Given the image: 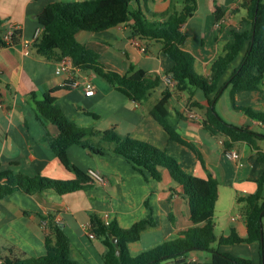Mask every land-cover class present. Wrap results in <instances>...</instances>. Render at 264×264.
Wrapping results in <instances>:
<instances>
[{
	"label": "crops",
	"instance_id": "crops-1",
	"mask_svg": "<svg viewBox=\"0 0 264 264\" xmlns=\"http://www.w3.org/2000/svg\"><path fill=\"white\" fill-rule=\"evenodd\" d=\"M53 1L56 0H0V18L7 27L15 23L22 30L21 43L0 47V85L4 89L3 104L0 105V171L12 169L17 173L42 174L58 179L76 176L63 164L46 136L47 133L58 135L57 125L50 121L43 123L30 98L32 93L42 96L49 89L59 88L56 93L58 102L77 124L99 130L116 127L122 134H130L165 148L190 173L203 177L208 176V171L213 173L220 182L219 202L224 194L234 202L239 200L240 195L258 189L257 179L264 171V162L254 155L257 150L246 141H238L230 149L238 150L240 159L226 155L221 142L223 138L212 135L204 127L203 110L189 108L188 95L176 92L173 86L167 84L165 76L173 60L163 51L161 41L132 37L128 23L101 31L81 29L77 32V38L99 51L101 61L110 68L127 71L133 63L137 68L163 74V83L142 102L131 99L94 71L79 68L76 72L79 79H83L84 75L91 77L95 84L93 95L86 94L83 84L73 85L75 77L68 72L57 73V61L38 55L33 48L36 30L42 27L38 14ZM172 3L180 5L181 2L133 0L132 5L141 4L144 7L147 4L150 9L162 12ZM240 3L241 0H198L196 12L183 25L186 31L198 38L196 49L202 55L196 59L195 67L199 73H210L212 62L223 51L232 30L240 28L247 12L240 7ZM216 5L226 10L221 20L217 18ZM245 52L246 48L230 64L220 85L239 66ZM168 87L173 91L171 109L174 113L176 110L185 113V117L180 119L179 129L187 139L195 142L205 163L191 147L172 140L163 124L151 113ZM229 88L226 83L222 94ZM221 95L216 100L217 109ZM196 96L206 103L203 91H197ZM236 99L239 104L251 106L256 111L264 110V91H239ZM228 107V113L219 112L229 122L248 125L264 133L263 123L235 109L232 103ZM259 143L264 151V138ZM68 154L85 171L99 169L107 181L64 194L54 189L36 194L16 190L1 199L0 247L5 252L8 246L14 244L32 256L45 254L48 228L42 214L49 212L57 213V221L70 237L71 257L83 264H104V254L108 249L104 236L90 235L93 213H99L103 218L108 213V219L117 220L122 227H130L152 214L157 224L148 225L140 239L129 242L133 255L174 238L191 225L188 200L177 188L169 171L166 170L163 180L159 181L146 176L121 154L112 150L102 153L91 151L78 143L69 146ZM217 208L216 226L225 223L230 228L229 234L232 227H236L241 236L247 235L241 212L235 216L228 210L218 214ZM236 245H242L244 249ZM230 248L235 249L231 253L237 256H241L238 251L242 250L244 257L257 263L261 261L258 242L227 244L222 250L230 252ZM200 257L196 251L190 252V258Z\"/></svg>",
	"mask_w": 264,
	"mask_h": 264
},
{
	"label": "trees",
	"instance_id": "trees-1",
	"mask_svg": "<svg viewBox=\"0 0 264 264\" xmlns=\"http://www.w3.org/2000/svg\"><path fill=\"white\" fill-rule=\"evenodd\" d=\"M132 2L133 0L53 1L38 14L42 31L35 39L33 48L38 55L51 60L59 61L70 56L73 63L81 69L96 72L131 99L142 102L163 83V74L137 68L133 63L127 71L110 68L101 61L99 51L77 38V32L81 29L101 31L128 23L132 37L162 42L163 51L173 60L166 75L169 74L175 79L174 90L188 95L189 108L203 110L204 127L212 135L223 138V148H232L236 142L246 141L257 150L254 154L256 158L264 162V151L259 143L264 138V133L248 125L229 122L216 106V100L227 83L231 89L232 106L264 124V110L256 111L251 106L239 104L236 99L239 91H264V0H241L240 7L247 11L241 20V26L232 30L223 51L212 62L208 75L199 73L195 67L196 59L202 55L196 49L198 38L183 27L196 12L198 0H180V5L172 3L171 7L162 12L150 9L147 4L144 7L141 4L133 7ZM225 11L216 5L218 20H221ZM6 29L4 20L0 18V42L5 45L22 42V30L15 29L11 43L6 44L3 39ZM245 48L246 52L239 66L220 85L230 64ZM58 89H49L42 96L32 93L30 98L40 120L57 125L58 135L47 133L46 136L63 164L76 176L71 179H58L42 174L17 173L12 169L0 171V200L16 190L36 194L54 189L64 194L99 184L88 171L70 158L68 148L78 143L99 153L112 150L125 156L146 176L156 180H163L164 172L169 171L177 188L188 200L192 223L174 238L133 255L129 242L140 239L148 225L157 224L152 214L130 227H122L117 220L107 222L101 214L93 213L91 230L104 236L108 244L104 264H264V171L257 179L258 189L238 197L239 201L246 202L241 213L247 235L241 236L237 228L232 227L230 234L218 237L215 212L220 182L213 173L208 171L206 177L190 173L165 148L130 134H122L116 127L99 130L77 124L59 104L56 94ZM197 91H203L206 103L196 96ZM172 94V89L166 88L152 107L151 113L163 124L172 140L191 147L205 163L195 142L187 139L179 129L180 119L185 117V113L180 110L174 113L171 109ZM213 94L215 95L212 96ZM56 214H42L48 228L45 235V254L32 256L12 244L7 247V252L0 247L1 264H83L71 257L70 237L63 225L57 221ZM114 236L118 237L120 254L112 240ZM243 242L260 244V262L213 246L215 243L223 246ZM195 249L212 250V258H190V252Z\"/></svg>",
	"mask_w": 264,
	"mask_h": 264
},
{
	"label": "built area",
	"instance_id": "built-area-1",
	"mask_svg": "<svg viewBox=\"0 0 264 264\" xmlns=\"http://www.w3.org/2000/svg\"><path fill=\"white\" fill-rule=\"evenodd\" d=\"M218 24H219V22H218ZM15 29H20V26H18L15 23H12V24H10L7 27V29H6V31H5V33L3 35V39H4L6 44L11 43V39H12V36L14 34ZM41 31H42V27H39L36 30L35 38H38L40 36ZM2 46H5V44L0 42V47H2ZM142 47L144 48V46H142ZM25 50L27 52L29 51V49H25ZM79 68H80L79 66H77V65H75L73 63V60H72V58L70 56H65L62 59H60L59 61H57L56 72L57 73L68 72L71 76L75 77V80L73 81V85L78 86V85L83 84V86L86 89V94L87 95H93L95 93V84H94L93 80L88 75H84L83 79H79L77 77V75H76V72H77V70ZM165 79H166L167 84L169 86H174L175 85V79L173 78V76L168 74V75L165 76ZM3 92H4V89L0 85V105L3 104L2 103ZM192 116H195V115L192 114ZM221 142L224 144V140L223 139H221ZM225 153L230 158L240 159V153L236 149L225 148ZM88 172L91 174V176L98 183H105L107 181L105 175L99 169L91 168V169L88 170ZM105 217H106L107 222H109V219H108L109 218V214L108 213L106 214ZM44 224L46 225L45 221H44ZM90 235L92 237H95L96 233L91 231Z\"/></svg>",
	"mask_w": 264,
	"mask_h": 264
},
{
	"label": "rangeland",
	"instance_id": "rangeland-1",
	"mask_svg": "<svg viewBox=\"0 0 264 264\" xmlns=\"http://www.w3.org/2000/svg\"><path fill=\"white\" fill-rule=\"evenodd\" d=\"M205 0H203L204 2ZM162 87V86H161ZM230 88L229 90H226L224 92V94L221 95V100L218 104V111H220L221 113H228V105L231 106V99H230ZM202 92V91H201ZM258 130H260V127L258 128ZM246 202L245 201H239V200H235L234 202L231 201V198L229 195H223L220 202L218 201L217 203V213L221 214L222 212H225L228 210V213H231V215L235 216L237 214H239L241 212V210L244 208ZM230 232V228L226 227L225 223H221L220 225L216 226V234L218 237H220L222 234H229ZM215 248H220L222 250L223 246H220L219 244L215 243L213 245ZM236 247H240V249H244V247L241 246H237ZM194 251H196L198 254L201 255V260H210L212 258V250L210 249H195ZM230 252H235V249L230 248ZM238 254H241V256H244L242 254H244V251L240 250L238 251Z\"/></svg>",
	"mask_w": 264,
	"mask_h": 264
},
{
	"label": "water",
	"instance_id": "water-1",
	"mask_svg": "<svg viewBox=\"0 0 264 264\" xmlns=\"http://www.w3.org/2000/svg\"><path fill=\"white\" fill-rule=\"evenodd\" d=\"M112 240H113V242L116 244V247H117V253L120 254L121 251H120V249H119L118 237L114 236Z\"/></svg>",
	"mask_w": 264,
	"mask_h": 264
}]
</instances>
